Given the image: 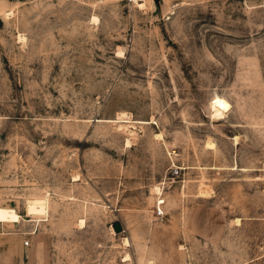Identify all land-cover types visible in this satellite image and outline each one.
<instances>
[{
    "label": "rangeland",
    "instance_id": "374dc122",
    "mask_svg": "<svg viewBox=\"0 0 264 264\" xmlns=\"http://www.w3.org/2000/svg\"><path fill=\"white\" fill-rule=\"evenodd\" d=\"M0 264H264V0H0Z\"/></svg>",
    "mask_w": 264,
    "mask_h": 264
},
{
    "label": "bare ground",
    "instance_id": "6f19581e",
    "mask_svg": "<svg viewBox=\"0 0 264 264\" xmlns=\"http://www.w3.org/2000/svg\"><path fill=\"white\" fill-rule=\"evenodd\" d=\"M135 1L136 4H138L139 6H143L145 0H133ZM4 12V11H3ZM7 12V11H6ZM11 13L7 14V16H9ZM92 22H95L96 17H92L91 18ZM97 22V21H96ZM95 24V23H94ZM210 109H211V117L215 120H220L224 118L225 113L229 111V106L222 101L221 99L214 97L211 102H210ZM227 116V115H226ZM121 119H125L124 117H120ZM121 121V120H120ZM123 122L129 123L128 120H122ZM106 122V121H105ZM121 123V122H120ZM142 123V122H141ZM157 138L160 137V135H155ZM213 144V143H212ZM126 146H130V142L127 140L126 141ZM209 146H212L211 144H209ZM210 149V148H209ZM202 192V191H201ZM207 192V191H206ZM203 193V192H202ZM201 194V193H200ZM204 194V193H203ZM201 194V196L203 195ZM208 193H205V195H207ZM210 195V194H209ZM207 197V196H206ZM80 225H84L83 221L81 220L79 222ZM124 244L126 247H129V242L127 239L123 240ZM127 257V256H126Z\"/></svg>",
    "mask_w": 264,
    "mask_h": 264
},
{
    "label": "water",
    "instance_id": "95a60500",
    "mask_svg": "<svg viewBox=\"0 0 264 264\" xmlns=\"http://www.w3.org/2000/svg\"><path fill=\"white\" fill-rule=\"evenodd\" d=\"M112 229H113L115 234H119V233L123 232L122 226H121L120 222H118V221L112 223Z\"/></svg>",
    "mask_w": 264,
    "mask_h": 264
},
{
    "label": "built area",
    "instance_id": "2783aa9c",
    "mask_svg": "<svg viewBox=\"0 0 264 264\" xmlns=\"http://www.w3.org/2000/svg\"><path fill=\"white\" fill-rule=\"evenodd\" d=\"M156 216H163V212L160 209H157ZM28 243H25L27 245Z\"/></svg>",
    "mask_w": 264,
    "mask_h": 264
}]
</instances>
